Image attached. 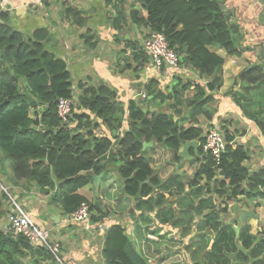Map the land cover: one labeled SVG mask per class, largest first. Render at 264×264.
<instances>
[{"label":"trees","instance_id":"16d2710c","mask_svg":"<svg viewBox=\"0 0 264 264\" xmlns=\"http://www.w3.org/2000/svg\"><path fill=\"white\" fill-rule=\"evenodd\" d=\"M114 6L111 23L116 32L137 26L147 32L164 33L178 55V65L191 66L208 80L220 73L224 62L210 46L222 48L227 55H242L243 49L235 42L234 24L229 22L230 13L225 11L223 0H114ZM63 19L67 26L84 23L80 11L73 7L66 8ZM48 37L45 28L35 30L30 36L13 29L8 23V14L0 6V150L9 158L12 179H31L45 193L54 189L55 202L66 215L88 200L79 189L92 183L94 175L108 172V161L116 163L114 171L122 192L134 200L135 207L130 208L129 215L133 217L128 221L121 218L98 227L110 213H116L109 206L103 211V206L87 202L91 229L105 230L100 249L104 262L148 264L158 257L159 264H174L178 256L176 250H171L173 246L169 244V252L160 256L155 239L163 238L164 233L155 235L158 229L149 224L153 222L154 212L156 215L160 210L157 202L165 195H155V188L165 185V189L183 190L184 185L167 184L176 176V171L169 174L166 181H161L152 166L151 156H146L145 151H154L158 144L172 153L174 161L178 159L174 151H179L185 141L195 139L199 142L195 155L199 156L196 157L199 163L192 179L186 183L187 194L194 197V208L201 207V213L208 211L205 215L208 230L217 237L208 251L209 264H264V234H250L248 224L238 226V217L235 224H223L217 216L218 212L227 211V205L221 209L218 201H234L243 194L248 198L264 197V189L257 191L264 187V171L250 172L244 165L249 158L247 150L242 146L233 147L232 137L225 134L226 148L217 163L202 152V129L182 126L172 113L143 109L135 100H129L127 107L121 106L117 93L105 85L79 82L76 91L65 62L43 46ZM124 41L131 46L134 59L138 61L135 69L149 62L143 46H136L131 38ZM84 43L94 46V37L85 34ZM261 58L264 61V53L258 59ZM263 63L256 62L242 69L236 82L264 86ZM198 86L189 106L196 107L210 119L212 109L207 106L214 96L206 95L205 91L214 90V86L210 81L204 85L206 89ZM144 89L147 104L154 99H171L172 94L158 89L156 81L149 82ZM176 91L172 109L182 102V88ZM59 98L72 102L67 123H62L57 114ZM124 123H127L125 129ZM98 126L103 128L99 136L94 133ZM259 126L264 133V122ZM149 141L153 145L143 148L142 143ZM248 179L252 183L244 184ZM201 195L208 198H196ZM235 227L239 228L238 235ZM19 238L0 230V264H55L45 246L35 244L31 250H26ZM238 242L243 250L237 248ZM43 260L47 262L40 263Z\"/></svg>","mask_w":264,"mask_h":264},{"label":"crops","instance_id":"0c3cea01","mask_svg":"<svg viewBox=\"0 0 264 264\" xmlns=\"http://www.w3.org/2000/svg\"><path fill=\"white\" fill-rule=\"evenodd\" d=\"M223 1L225 11H229L230 13L229 22L234 24L235 42L243 49V52L241 56L227 55L222 48L218 46H210L211 50L215 51L224 59L220 73L211 80H208L207 77L200 76L197 70L193 69L191 66L183 65V63L182 65L179 64V67L175 69L162 67L160 70H157L156 68L146 70L147 63L144 64L143 62L142 64L144 65L141 68L135 69V67L138 66V61L135 62L134 51L124 40L125 38H131L136 46H143V38L145 36V32L143 31L145 30L142 31V28L133 26L131 28H123L121 30L122 32H116L111 23L112 17L115 13L114 0H1L0 6L1 10L8 14V23L13 29L17 30L15 28L16 23L20 24L23 31H17L22 34L30 36L35 30L40 28H45L49 32V37L43 42V46L47 51L51 52L54 56L61 58L65 62L66 68L70 74L72 86L76 91V82L73 79L85 76V67L88 66L90 62L99 63L98 58L91 57L89 61H84L87 62V65L84 67V64H82L83 62H80V58L76 57L79 56V53L73 54L67 51L70 39L73 38V32L77 31V29H81L78 36L80 39L79 41L83 45L82 48L84 52L90 51L84 43L85 34L90 33V35L94 37V46L90 45V48L95 50L102 57H110L113 62L116 60V70L134 72V76L131 75L130 79L122 86L116 83L114 79H111V87L104 84L106 83L104 81L105 77H102V79L98 82V84L105 85L117 93V100L121 106L127 107L129 100H135L140 103L143 109L148 107V109L155 113L159 110L168 111L174 115V119H179L182 126H196L201 128L203 135L207 131V128L215 127L223 132L224 137L225 134L232 137L230 144L233 147L242 146L243 149L247 150L249 158L245 160L244 165L250 172H256L259 170L264 171V133L259 126L260 123L264 122V86L262 84L236 82L237 75L242 69L256 62H264L262 58L258 59L260 55H263L264 53V0ZM63 7H73L78 9L81 17L84 18V23L81 26L76 24L67 26L63 24V22H65V19H63L64 13L60 12L51 16L53 15V12ZM142 32V41L141 43H138L137 34L139 33L141 37ZM51 35L58 36L61 42H54V40L50 37ZM133 36L136 38L134 39ZM123 37L124 40L122 39ZM121 49L127 53L125 55H128L129 60L125 62V65H121L120 61L118 62L116 58L117 53ZM101 51L103 53H101ZM136 53H138V51H136ZM111 72L115 71L108 68L107 74H110ZM151 81H156L157 88L162 90L165 94H172L171 99L166 101L154 99L148 104L145 103V97H143L142 94H146L144 88L146 84ZM208 81L213 84L214 90H207L204 87ZM87 84L90 85L89 82H87ZM198 84L206 89V95L211 94L214 96V100L207 106L212 109L210 119L203 115L196 107L191 108L189 106L195 97L196 88L199 87ZM185 87L186 89H184ZM181 88L182 102L177 107L172 109L171 107L175 104L174 92L176 90V92H180ZM149 98H151V95ZM185 122L187 123L185 124ZM124 124L125 129L127 128V123ZM91 125L93 124H90V126ZM96 129L99 131L97 133L93 129L94 133L96 132L95 135L99 136L103 134L102 127L98 126ZM145 143L146 147L153 145H149L148 142ZM152 152L145 151V155L150 156ZM187 153L190 155V160L196 159L193 148H190ZM190 160L182 161L180 166H174L172 172L176 171V176H173L167 183L169 186H172L177 185V183L180 182L184 185L183 190H178V188L175 187L172 189H165V185L155 188V195L157 193L165 194L162 199V201L165 200L163 206L167 207L170 205H165L166 202H168L167 198H173L175 202L185 200L183 194H186L188 191L186 183L192 179V171H194L189 167V165L195 164L198 166L199 163L197 159L195 163H192ZM116 166V163L108 161L109 170L108 172L101 174V178L98 180L97 184L100 185V182L102 181V187L104 190L107 188L110 189L111 194L112 191H116V187L114 186H118V191L123 198L122 200L130 199L122 192L121 182L114 171ZM152 166L154 167L153 163ZM2 169H4L1 170L3 173L5 172L9 175L7 179L9 180L11 188L17 190L22 199H28L29 205L33 207V210L39 206L38 202L46 199L47 196H45V192H40L36 184L35 185L38 189L31 183H27L26 179H20L18 181L10 179V166H3ZM158 172L159 169L157 170V173ZM163 172L164 171H161V173L158 174L161 181H166L169 174L172 172L166 174H163ZM185 178H187L186 181ZM114 181H116V183ZM248 183H252V180L248 179L244 182V184ZM91 185L93 187L91 182L90 185L86 184L83 188L79 189L78 192L84 195L89 202L91 201L90 203L94 204L93 201L96 198L95 195L91 194ZM262 189H264V187H259L257 191H262ZM32 191H39V195L38 193L32 195ZM53 191L54 189L50 192L53 193ZM1 196L2 195L0 194V197ZM97 197L100 198V196ZM226 202L227 201L225 200V203ZM227 203V211L224 213H229L231 218H229V220H225L220 217L223 224H235L234 220L237 217L239 220V215L242 212L254 211L259 216L258 218L254 216H247L243 221H239L243 222L242 224H248L250 226V234L256 236L264 234V197L256 196L254 198H248L245 194H243L239 195L236 200L229 201ZM227 203L225 205H227ZM58 208L59 211H61L59 205ZM94 210L97 212V208ZM11 211L12 210L9 206L0 202V230L8 227V214ZM171 211L174 214L176 210L171 209ZM51 215L50 220L52 222L60 225L64 224L65 216L62 213L60 215ZM53 216H57V221L54 220ZM31 217L30 218L34 221V223H37L36 212H34V215H31ZM173 218L174 215L173 217L171 216L172 220ZM107 219H105L106 221H101V223L98 224V227H102L103 225H106V223H109L110 221ZM40 222L41 221L39 220V225L35 224L40 228L46 229L43 226V223ZM159 222L161 221L159 220ZM208 226L209 224L205 227L208 228ZM238 226L241 227L239 224ZM166 227L171 230L172 225H166L165 228ZM104 231V229H101L100 231L94 230L93 235L95 234V237L102 235L103 238ZM95 237H91L90 235L88 238H82L81 244L83 245L77 250H75L73 246L69 249L61 248L62 254L68 257V260L74 262L75 264L76 259L78 258L86 259L85 254H83V250L87 251L90 249V254L93 252L96 254L98 244L92 240L96 239ZM30 256L32 255L30 254ZM46 262L47 260H43L40 263Z\"/></svg>","mask_w":264,"mask_h":264},{"label":"rangeland","instance_id":"374dc122","mask_svg":"<svg viewBox=\"0 0 264 264\" xmlns=\"http://www.w3.org/2000/svg\"><path fill=\"white\" fill-rule=\"evenodd\" d=\"M66 8L67 7H63V8H59L55 12L52 11L53 15L51 16H54L60 12L65 13ZM15 28L19 31H23V28L18 23L15 24ZM143 30L144 28L142 27V31ZM79 32H81V29H77V31L73 32V38L70 39V44H69V48L67 49V51L73 54L79 53V56H76V57L80 58L81 60L80 62H83L82 64H84V67L87 65V62H84V61H89L91 57L98 58L99 63L90 62L89 65L85 67V70H84L85 76L77 77L73 79L76 82V87L79 82H82L86 85H89L87 84V82H89L90 85H100L98 84V82L102 79V77H105L104 81L106 83L104 84H107L110 87L112 85L111 79H114L116 83L122 86L126 83V81L130 79L131 75L134 76V72L132 73V71L127 72V70H116L117 69L116 60L113 62L112 58L110 57L108 58V57L100 56L95 50H93L92 48H90V46L86 44H85L86 47L89 48L90 51L84 52L82 48L83 45L79 41L80 40L78 36ZM143 32H145V34L147 33L146 30ZM143 32L141 33L142 34L141 37L139 33L137 34L138 43L139 42L141 43L142 41ZM50 37L56 43L61 42L60 38L56 35H51ZM133 38L135 39L136 37L133 36ZM140 47L142 48V46ZM101 53L103 52L101 51ZM125 54L127 53L123 51L122 49L119 50V52L117 53L116 58L118 62L120 61L121 65H125V62L129 60L128 55H125ZM135 62L137 61L135 60ZM108 68H111L112 71H115V72H111L110 74H107ZM93 122L94 120L91 121V124ZM186 123L187 122H185V124ZM98 129H95L97 133L99 131ZM150 156H151L152 163L154 165L155 170L157 171L159 169L158 173H161V171H164L163 174H166L169 172L171 173L174 166H180L182 161L190 160V158H187L186 156L179 157L180 156L179 155L178 156L179 159H174L173 161L172 153L164 149L162 146L158 144L156 145V148L154 149V151L151 153ZM196 157L198 158L199 156H196ZM190 161H192V163H195L197 160L194 159ZM9 164H10L9 158L4 153V151L2 152V150H0V194L2 195L0 197V202L9 206L12 211H14L16 206H18L22 210H24L30 217L31 215H34V212H36L37 223L36 222L35 223L39 225L38 221L40 220L41 221L40 223H43V226L47 230H49L50 239L58 242L61 248L69 249L73 246L75 250H77L83 245L81 244L82 238L84 237L88 238L90 235L91 237H95V234L93 235L94 230H92L91 228L89 230H85L81 224L79 225L73 222H70V223L64 222V224L60 225V224H55V222H52L50 220L51 219L50 216H52L51 214L53 215L61 214V211H59L58 205L55 202L54 194L52 192L44 193L46 194L45 196H47L46 199H43L40 202H38L39 206L33 210V207L29 205L28 199H22L19 196V192L11 188V186L9 185V180L7 179L9 175L1 171V170H4L2 169L3 166L7 167L9 166ZM189 167L195 171V169L197 168V165L190 164ZM10 179H12L11 173H10ZM186 180L187 178H185V181ZM26 181L27 183H31L34 187L37 188L34 181H32L31 179H27ZM114 182L116 183V181ZM92 184H93V187L91 185V188H92L91 194L95 195V198H96L93 201L94 204L103 205V208H102L103 211H106L105 206H109L113 210V212L116 213L115 215L110 213L107 220H109L110 222L111 221L113 222V221H118L119 219L123 218L128 221L129 217L130 218L133 217L132 215H129V211L131 207H135L134 200L130 197H128L130 199L122 200L123 198L121 197L118 191L119 190L118 186H114L116 187V191H112V194H113L112 195L110 193V189L107 188L104 190V188L102 187V181L100 182V185H98V184H95L93 180ZM88 185H90V182L88 183ZM3 188L6 190V192L3 191ZM38 190L41 192L40 189ZM39 191H32V195L37 194V193L39 195ZM183 195L186 200L179 201V202H175L173 198H167L168 202H166L165 205L170 204L171 206L170 205H168L167 207L163 206L165 200L163 201L161 200L157 202L156 204L157 206L160 207L159 208L160 210L156 214L157 218L154 212L153 216L155 217L152 216L153 222L149 224V227L153 228V226H155V228L158 229L159 232L157 231L155 235L157 233L159 234L164 233L162 235L163 238L158 237L155 239L156 240L155 241L156 251L161 256V253L163 255L165 251L166 252L168 251L167 245L170 244L174 248V249L172 248L171 250H176V253L178 254L177 259L174 261V264H209L210 259H209L208 251H209L210 246L217 239V237L215 236L214 232L211 229L208 230V228L205 227L206 224H208L205 219L206 212L208 211L205 210L203 211V213H201L199 212L200 209H202L201 207L199 208L191 207L193 204H195L194 197L189 196V194L187 193ZM97 196H100V198H98ZM196 198L205 200L208 197L201 195V196H197ZM212 200L213 202H215L214 197L212 198ZM86 202L90 204L91 201L89 202L87 200ZM224 204H226L225 200H221V202L220 201L217 202V205H219L221 209L224 206ZM227 206H228V203H227ZM171 209L176 210L174 214L172 213ZM92 213H94V211H92ZM173 215H174V218L172 220L171 216L173 217ZM200 215H202V217L199 218ZM217 216L222 217L225 220H229V218H231V215L229 213H224L221 211L218 212ZM159 220L161 222H159ZM242 223L243 222H240V221L238 222L239 225H242ZM166 225H172L171 230L168 227L165 228ZM136 230L137 228H135V231ZM145 231L149 232L147 230ZM153 233L154 232H152V234ZM150 236H151L150 238L154 237V235H150ZM95 238L96 239H92V240L98 244V249L96 251V254L95 252L90 254L91 253L90 249L87 251L83 250V254H85L87 260L85 258H80V259L78 258L76 259V264H106L102 258V255L100 254V249H101L102 242H103L102 235H100L99 237H95ZM163 243H166V244L164 245ZM135 247L137 250V245H135ZM237 248L243 250L242 248H239L238 246ZM236 252L237 251H235V253ZM63 259L66 260L64 258V255H63ZM155 259L156 260H152V263L149 262L148 264H159L157 261L159 260V258L155 257Z\"/></svg>","mask_w":264,"mask_h":264},{"label":"built area","instance_id":"2783aa9c","mask_svg":"<svg viewBox=\"0 0 264 264\" xmlns=\"http://www.w3.org/2000/svg\"><path fill=\"white\" fill-rule=\"evenodd\" d=\"M143 49L149 56V62L146 70L156 68L160 70L162 67L177 68L178 55L175 50L170 47L169 42L162 32L148 31L144 36ZM146 96L145 93L142 94ZM72 102L68 98H59L57 101V114L62 123L68 122L71 113ZM204 155L211 156L217 163L226 148V141L223 132L215 127L207 128L204 139L201 143ZM3 191L6 190L3 188ZM89 205L82 202L73 212L64 215L65 223L81 224L85 230L91 228V219L89 213ZM9 225L1 230L12 235L15 238L22 237L33 245L42 244L45 246L53 258L55 264H75L72 261L64 260L61 246L58 242L50 239V232L47 229L38 227L29 215L16 206L14 211L8 214ZM24 264V263H23Z\"/></svg>","mask_w":264,"mask_h":264},{"label":"water","instance_id":"95a60500","mask_svg":"<svg viewBox=\"0 0 264 264\" xmlns=\"http://www.w3.org/2000/svg\"><path fill=\"white\" fill-rule=\"evenodd\" d=\"M148 143H149V145H151V144H152V141H149ZM142 145H143V148L146 147V143H145V142H143ZM198 146H199V142H198L197 140H195V139L190 140V141H185V142L181 145L180 150H179V151H178V150H175V151H174V154H175V155H180V156H183V157L186 156L187 158H190V155L187 153L188 150H189L190 148H193L194 153H195V155H196V154H197ZM100 178H101V174H99V175H94V176H93L94 183L97 184V182H98V180H99ZM247 216H254V217H256V218L259 217L254 211H244V212H242V213L239 215V220H240V221H243V220L245 219V217H247ZM53 217H54V220L57 221V219H58L57 216H53ZM235 231H236V235H237L238 232H239V228L235 227ZM18 240H19L20 244L22 245V247H24L26 250H31V249L33 248V246H34L31 242H29L28 240H26V239H24V238H19ZM237 246H238L239 248H242V246L240 245V243H237Z\"/></svg>","mask_w":264,"mask_h":264}]
</instances>
